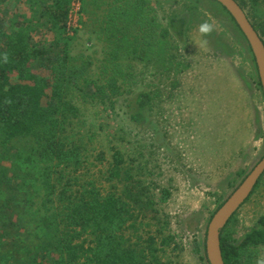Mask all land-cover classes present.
<instances>
[{
  "label": "rangeland",
  "instance_id": "1",
  "mask_svg": "<svg viewBox=\"0 0 264 264\" xmlns=\"http://www.w3.org/2000/svg\"><path fill=\"white\" fill-rule=\"evenodd\" d=\"M85 1L80 27L72 37L64 36L71 39L72 55L80 62L90 59L92 80L103 83L115 74L119 89L106 102H88L80 94L74 97L81 112L75 133L84 140L89 168L76 175L80 183L93 179L103 191L109 189L106 170L113 149L118 148L126 163L135 167L136 177L157 197L156 209L162 220L150 222L153 232L166 220L163 232L174 237V244L162 254L163 260L207 264L202 245L211 218L264 157V96L248 42L214 0H144L153 21L148 26L157 31L163 47L156 44L158 40L153 46L147 44L148 38L152 42L156 38L138 31L139 55L106 61L110 45L103 29L108 4L103 2L115 0H95L102 3L100 8L94 0ZM4 9L7 16L30 14L27 0H4ZM246 10L264 28V4ZM172 18L184 22L183 36L171 29ZM205 20L215 25L208 37L198 32ZM163 29L169 33H161ZM37 30L33 32L37 44L47 46L55 39L49 24ZM205 39L207 45L202 44ZM149 48L150 53L146 52ZM115 67L119 72H114ZM142 92H150L153 103L136 123L130 114ZM100 153H105V158ZM33 181H28L27 188L35 204L28 228L43 234L44 229L34 222L45 211L41 208L43 192ZM165 187L171 196L161 203L160 189ZM3 197L5 192L0 191V199ZM263 214L264 174L223 235L239 245ZM240 255V264H260L264 247L241 250Z\"/></svg>",
  "mask_w": 264,
  "mask_h": 264
},
{
  "label": "trees",
  "instance_id": "2",
  "mask_svg": "<svg viewBox=\"0 0 264 264\" xmlns=\"http://www.w3.org/2000/svg\"><path fill=\"white\" fill-rule=\"evenodd\" d=\"M71 1L27 0L30 14L7 16L4 0H0V191L5 192L0 199V264H173L162 257L165 248L174 244V237L163 232L167 221L155 232L150 223L162 220L156 209L157 197L136 177L135 167L126 163L118 148L113 149L106 170L109 189L103 191L93 179L80 183L76 175L89 168L86 145L75 133L81 112L74 97L80 94L88 102H106L119 87L115 74L108 75L103 83L92 80L90 59L80 62L71 54V39L64 36ZM236 1L264 40L263 23L246 10L261 7L264 0ZM81 2L85 11L87 2ZM94 3L96 8L102 5ZM103 3L108 4L103 29L110 45L106 61L139 55L138 31L156 38L153 42L147 39L151 46L158 40L157 31L148 26L153 21L146 1ZM44 24H49L55 34L47 46L33 39V32ZM169 25L176 35H184L182 20L172 18ZM163 32L166 35L169 30ZM156 44L163 47L164 43L158 40ZM114 72H119L118 68ZM258 86L262 90L259 76ZM152 103L150 92L138 94L131 120L137 123L143 119ZM100 155L105 158V153ZM29 180L43 192L41 208L45 211L34 221L44 229L43 234L28 228L35 206L27 192ZM160 193L161 203L171 196L166 187ZM223 231L224 263L240 264L241 250L264 247V214L239 245L232 244ZM202 254L210 264L206 238Z\"/></svg>",
  "mask_w": 264,
  "mask_h": 264
},
{
  "label": "water",
  "instance_id": "3",
  "mask_svg": "<svg viewBox=\"0 0 264 264\" xmlns=\"http://www.w3.org/2000/svg\"><path fill=\"white\" fill-rule=\"evenodd\" d=\"M215 1L225 7L246 37L256 61L259 79L264 93V40L236 0ZM263 174L264 157L211 218L206 232V254L210 264H225L221 251L222 231L235 213L251 196Z\"/></svg>",
  "mask_w": 264,
  "mask_h": 264
},
{
  "label": "built area",
  "instance_id": "4",
  "mask_svg": "<svg viewBox=\"0 0 264 264\" xmlns=\"http://www.w3.org/2000/svg\"><path fill=\"white\" fill-rule=\"evenodd\" d=\"M81 0H72L71 7L66 23L67 34L73 36L75 31L80 27V18L83 16Z\"/></svg>",
  "mask_w": 264,
  "mask_h": 264
},
{
  "label": "clouds",
  "instance_id": "5",
  "mask_svg": "<svg viewBox=\"0 0 264 264\" xmlns=\"http://www.w3.org/2000/svg\"><path fill=\"white\" fill-rule=\"evenodd\" d=\"M215 30V25L213 22H210L209 20H205L198 26V32L203 37L210 36L213 31ZM203 45H207V40L202 41ZM5 60H7V56H5ZM260 264H264V262H260Z\"/></svg>",
  "mask_w": 264,
  "mask_h": 264
}]
</instances>
